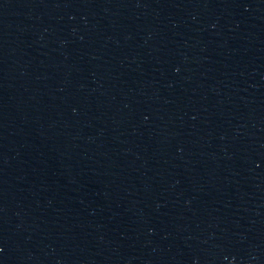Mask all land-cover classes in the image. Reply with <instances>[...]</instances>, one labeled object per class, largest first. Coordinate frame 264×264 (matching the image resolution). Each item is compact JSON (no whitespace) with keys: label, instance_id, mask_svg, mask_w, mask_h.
I'll list each match as a JSON object with an SVG mask.
<instances>
[{"label":"water","instance_id":"95a60500","mask_svg":"<svg viewBox=\"0 0 264 264\" xmlns=\"http://www.w3.org/2000/svg\"><path fill=\"white\" fill-rule=\"evenodd\" d=\"M0 264H264V0H0Z\"/></svg>","mask_w":264,"mask_h":264}]
</instances>
